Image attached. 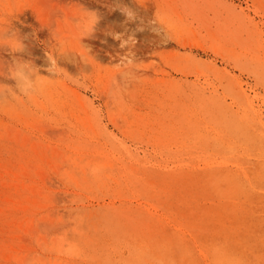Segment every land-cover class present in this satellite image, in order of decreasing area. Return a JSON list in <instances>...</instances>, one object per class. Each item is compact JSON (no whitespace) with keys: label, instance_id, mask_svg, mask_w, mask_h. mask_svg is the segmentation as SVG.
Returning <instances> with one entry per match:
<instances>
[{"label":"rangeland","instance_id":"374dc122","mask_svg":"<svg viewBox=\"0 0 264 264\" xmlns=\"http://www.w3.org/2000/svg\"><path fill=\"white\" fill-rule=\"evenodd\" d=\"M0 264H264V0H0Z\"/></svg>","mask_w":264,"mask_h":264}]
</instances>
